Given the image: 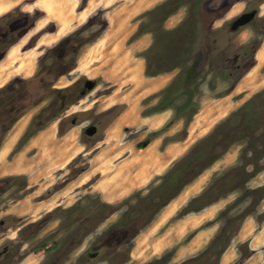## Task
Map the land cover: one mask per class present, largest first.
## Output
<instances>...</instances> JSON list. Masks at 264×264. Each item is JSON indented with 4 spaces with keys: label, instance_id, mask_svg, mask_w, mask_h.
Returning <instances> with one entry per match:
<instances>
[{
    "label": "rangeland",
    "instance_id": "374dc122",
    "mask_svg": "<svg viewBox=\"0 0 264 264\" xmlns=\"http://www.w3.org/2000/svg\"><path fill=\"white\" fill-rule=\"evenodd\" d=\"M78 1L75 19L86 16L78 13L81 7L92 14L55 43L49 33L56 23L44 26V11H27L33 0H11L0 16V101L13 94L7 109L4 103L0 108L6 119L0 126V249L22 244L13 264H82L83 257L89 264H221L231 246L238 255L227 264H264V51L258 60L264 0H214L213 9L195 10L202 19L188 23L186 7L161 20L164 14L154 9L162 0L127 27L123 7L129 0ZM231 2L214 23L216 10ZM247 7L258 16L230 31L232 19ZM110 23L133 27L135 34L109 35V53L86 65ZM140 29L155 34L145 33L151 43L136 57L144 59L146 71L148 55L155 75L146 76L162 75L147 78L153 85L117 90L105 82L101 66H118L129 49L126 40L132 44ZM120 44L123 54L112 56ZM17 50V68L33 70L28 78L8 77L2 69ZM29 60L35 66L28 67ZM133 100L137 118L129 108ZM140 117L119 132L116 149H105L101 158L107 160H94L116 142V133L107 137L116 119L132 123ZM91 126L97 128L93 134ZM43 129L47 137L40 140ZM174 141H182L183 149L171 156L165 146ZM134 162L139 187L120 190L121 174ZM245 222L244 238L233 244Z\"/></svg>",
    "mask_w": 264,
    "mask_h": 264
},
{
    "label": "crops",
    "instance_id": "0c3cea01",
    "mask_svg": "<svg viewBox=\"0 0 264 264\" xmlns=\"http://www.w3.org/2000/svg\"><path fill=\"white\" fill-rule=\"evenodd\" d=\"M0 1L2 3V4H0V16H2L4 14L8 13V11L11 9L9 7L12 5L13 2H11V0H0ZM20 1H24V0H20ZM39 1H41V0H35L33 4H30L29 3V4H26L25 6L27 7L26 8L27 11H32L33 9H38V10L44 11V13H45V16H44L45 17V20L42 22L44 26H46L49 22H52V21H54L56 23V26H57L56 30L54 32L49 33L50 36H55V38H54V40H53L52 43L57 42L58 40H60L61 38H63L65 35H67L68 33L72 32L73 31V28H75L77 22H81L83 19H86L89 15L92 14V12H91L92 10H90V7H87L86 6L84 9H81L78 6V8H79V9L77 8L79 10L78 13L79 14H85L86 16L82 20L75 19L74 16H73V14H76L75 13V7H77V5H79V1L77 2V0H47V2H46L47 4H45L44 7L39 6V4H38ZM156 1L160 2L162 0H156ZM156 1L154 2V4L156 3ZM59 2L61 3L62 7H64V9L66 10L65 12H64V9L62 10L63 12L61 13V16L60 17H59L60 14H57ZM129 2H130V0L127 3H129ZM91 4H92V2H91ZM154 4H152V5H154ZM100 5L102 6L101 2H99L98 6H100ZM152 5H150L148 7H152ZM50 7H52L53 10L49 12V8ZM148 7L143 8V10L144 9H147ZM140 11L134 12V13L130 14L129 17H127L125 15V24H126V27H127V25H129V23H128L129 20L133 16H137L140 13ZM58 18H61L62 22H60V19H58ZM111 28H112V26L110 27V29ZM133 29H134L133 27L124 29L123 31H124L125 34L123 36H125V37H123V36L122 37H118V36H114L112 34H110V36L112 38L127 39L129 37V35H132V33H134L133 32L134 31ZM106 34H107V32L99 40V42L102 41L106 37ZM147 35H148V38H149V44L147 42L145 45H143L142 47H140V48H138L136 50H133V51L130 50L131 45L135 41H138L140 39H143ZM110 36L107 37V41H109L111 39ZM128 40H126V42ZM135 41L132 42V44H130V45H127L126 42H125V47H127V48L129 47V49H127L128 50L127 51V59H123L121 62L117 59V65L118 66H116V67H110V66H105V65L101 66V72H102V75L101 76L102 77H105V82L106 83H110L111 85H115L117 87L116 88L117 90H118V87L121 86V85H128V88H133V85H136V83H140V84H143V85H145V84H147V85H153L151 82L147 81V78L153 79V78H155L157 76L162 75V74H159V75H156V76H153V77L146 76L145 75L144 59H141L142 57H136L137 56L136 54H139V51L144 50L145 48H148L149 47V45L151 43V38H150L149 34H145V35L143 34L142 36H140ZM120 47H121L120 50L123 51V48H122V45L121 44H120ZM107 50H108V47H107ZM92 52H95V54H92ZM106 53H109V52H106ZM14 55H19L18 50H17V52H15L10 57H12ZM98 55H101V54H99V51H96L94 49L90 50V52H89V60H88V62L86 64H90V63H92L94 61L98 62L99 61ZM113 56H116V54H114ZM134 58H136V59H134ZM34 60H35V58H34ZM5 61H6V59H5ZM5 61H3V63H2V65H1L2 67H5L6 66V67H9V68H12V69H17L19 71L18 73H21L19 75H22V77L28 78L33 73V70L29 74L26 73V71L25 72H21L17 68L20 65H18V64L16 65L15 64V62H17L19 60H13L12 61V64H9V63H7ZM34 66H35V63H34ZM82 67H84V65H82ZM119 78H121L123 81L116 80V79H119ZM103 81H104V79H103ZM235 90H236V88L234 89V91ZM153 91H154V86H153L152 90H150L149 92H147L146 95H148L149 93L152 94ZM112 106H115V105H111L108 108H104L102 111L108 110V109L112 108ZM163 111H165V110H163ZM133 114L137 116V114H138V106L134 110ZM157 114H161V113H157ZM140 119H141V117L138 120H136V121L134 120L131 123V122H123L119 118L116 122H114L112 128L107 131L108 132L107 133V137H109L111 135H114L116 133V139H115L116 142L113 143L112 146L109 145V146H106L105 148L106 149H113V148L116 149V147H117V141L119 139V132L124 127L130 126L131 124L139 121ZM118 123H120L121 125L119 127H116V125ZM115 127H116V129H115ZM41 132L42 133L38 135L40 140H42V138L45 139L47 137V136L44 135L46 133V130L45 129H43ZM48 140H50V139H48ZM51 140H52V138H51ZM182 149H183V142L182 141H174V142L168 143L165 146V151H167L165 153L166 154H171V156H173L174 154H178ZM106 152H110V151L109 150H106ZM104 153H105V151L104 152L102 151V152L97 153L96 156L94 157V160H97V159H100L101 161L107 160L108 158H106V157H108V156H106L104 158H101V155L103 156ZM123 159L124 160L121 161V164H123L125 162V160H129L128 159V156H126ZM121 164H119V165H121ZM136 170H139L137 172V175L134 174ZM139 173H140L139 166L137 165L136 162H134V164H132L128 169L125 170V173L123 172L121 174L120 180H122V182L120 184V186H121L120 187V190L121 189L125 190L124 189V186L125 187L128 186V188H130L131 190H134L135 188L137 189V187H139V183H140L139 182V178H138ZM127 191H129V190H127ZM38 195H39V193L36 194V197ZM244 228H248V222H245V224L243 225L242 229L237 233V235L235 236V239H234V243L233 244H235L237 241H240L241 239L244 238V236H243V235H245ZM250 247H251V249H255V247L252 245V241H251ZM237 253L238 252L235 251L233 247H231V246L228 247L222 253V255H221V264H227L230 261H232L234 259V257H236L238 255Z\"/></svg>",
    "mask_w": 264,
    "mask_h": 264
},
{
    "label": "flooded vegetation",
    "instance_id": "af4514ba",
    "mask_svg": "<svg viewBox=\"0 0 264 264\" xmlns=\"http://www.w3.org/2000/svg\"><path fill=\"white\" fill-rule=\"evenodd\" d=\"M33 1H35V0H33ZM213 1L214 0H196V1L194 0V1L191 2L190 0H183V1L182 0H177V1L167 0V1L163 2V3H161L160 5L156 6L154 11L157 12V13L161 11L162 14H164V16L163 15L161 16V20H164L165 19L164 17H168L170 14L177 12L178 9H180L182 7H186L187 9H190V12L187 15V19H186V22L188 23V22L193 21L194 19H197V18H201L202 19L203 16L199 12L197 14V17H195V15H196V11L195 10L196 9H200V8H203L204 10H206L208 8L209 9H213V8H211L209 6V4L212 3ZM171 3H173L172 10L168 9L169 11H167V7L169 5H171ZM231 4H233V2L227 3V4H223L219 9L216 10L217 14H213V15H215L214 23L219 18H222L227 12H229L230 9H232L233 5L231 6ZM205 7H208V8H205ZM175 14H177V13H175ZM258 14L259 13H258V11L255 8H248L247 7L244 11H242L239 14L235 15L236 17L234 16L235 18L232 19V21L229 24V28L231 29L230 31H235L239 27L243 26V24L246 25V24L250 23L252 20H254L258 16ZM44 16H45V13H44ZM56 28H57V26H56ZM145 33L152 34L153 37H154V34H155L154 31L143 32V30L140 29L138 31V33H137V36L139 37V36H141V35H143ZM203 36H206V34H203ZM3 38H4L3 39V43H4L7 40V35L5 34ZM242 54H243V52L238 53V56L241 57ZM145 56H146V59L148 61L147 68H151L150 60H148L149 57H148V55H145ZM85 85H86V88H90V89H93V87H94L93 83L91 81H89V80H86ZM84 92H85V90L82 91V94ZM12 96H13V94L9 93L8 96H6L7 98L4 99V101H0V108L2 107L1 105L4 103L3 106H4L5 109H7L6 106L11 103V101H12L11 97ZM5 123H6V119L5 118L3 119V115H2V113H0V126L3 125V124L5 126ZM0 224H4V221H1ZM117 243L118 244H122L121 240L118 241ZM21 246H22V244H20L17 247L13 246L12 244H5L4 246H2V248L0 249V264H13V261L20 260V258H21V254H20ZM75 248H76V246L73 247L72 251L75 250ZM72 251L68 252V254L63 258V260L67 261V258H68V256L70 255V253ZM89 255H90V257H88L89 260L95 259L96 256L98 255V250H95L94 252L93 251H89ZM86 261L87 260L83 257L82 258V264H89V263H87L88 261L87 262Z\"/></svg>",
    "mask_w": 264,
    "mask_h": 264
},
{
    "label": "bare ground",
    "instance_id": "6f19581e",
    "mask_svg": "<svg viewBox=\"0 0 264 264\" xmlns=\"http://www.w3.org/2000/svg\"><path fill=\"white\" fill-rule=\"evenodd\" d=\"M156 0H130V2L127 4V5H125L124 7H123V10H124V13H125V15L127 16V17H129V15L130 14H132V13H134V12H138V11H140V10H142L143 8H145V7H148V6H150V5H152V4H154V2H155ZM47 2V0H41V1H39L38 2V4H39V6H42V7H44L45 6V4H47L46 3ZM157 2V1H156ZM64 9V7H62V5H61V3L59 2V5H58V10H57V14H60L59 15V17L61 16V13L63 12L62 10ZM53 10V8L52 7H50L49 8V12L50 11H52ZM121 13H122V11H121ZM58 19H60V22H62V20H61V18H58ZM43 22V21H42ZM110 25L111 26H115L116 27V30L115 31H112V29H108V31H107V34H106V37L102 40V41H100V43H98L99 42V40L100 39H98V44H96V45H94L93 46V48L92 49H94V50H96V51H99V54H104V53H106L107 52V47H108V44H107V37L110 35V34H112V35H114V36H118V37H122L125 33H124V29H123V24H121V23H117V25H113L112 23H110ZM110 26V27H111ZM109 27V28H110ZM147 43V39L146 38H143V39H140V40H138V41H135L132 45H131V47H130V50L131 51H133V50H136V49H138V48H140V47H142L143 45H145ZM91 49V50H92ZM104 51V52H103ZM114 51H116V52H114ZM114 51H112V54H116V56L117 55H119V54H123V51L122 50H120V49H115ZM262 51H264V48L263 49H261L260 50V52L258 53V60L259 61H263L262 59H261V53H262ZM92 54H95V52H92ZM113 56V55H112ZM18 59H20V56L19 55H14V56H12V57H9V58H7L6 59V61L5 62H7V63H9V64H12V61L13 60H18ZM121 59L123 60V59H127V53L125 54V55H123V56H121ZM34 61L33 60H29V63H28V67H33L34 66V63H33ZM86 65H88V64H86ZM86 65H84V67L86 66ZM255 66V65H254ZM262 66V65H261ZM260 66V67H261ZM259 67V68H260ZM2 69L3 70H6L7 72H8V77H12V75H10V73H13V75L14 76H17V75H19V74H21V73H18L19 71L17 70V69H12V68H9V67H2ZM250 70H251V68H250ZM257 70V69H256ZM27 73V72H26ZM248 73V72H247ZM257 73H258V71H257ZM259 74V73H258ZM257 74V75H258ZM13 76V77H14ZM251 77L253 76V74H251L250 75ZM250 76H247V77H249L250 78ZM261 78V77H260ZM247 79V78H246ZM248 80V79H247ZM251 80V79H250ZM242 81H244V80H242ZM246 81V80H245ZM244 81V82H245ZM249 81V80H248ZM247 81V82H248ZM255 82V81H254ZM241 83V82H240ZM243 83V82H242ZM250 83V82H249ZM247 85V84H246ZM252 85H253V83H252ZM254 86V85H253ZM262 86H263V84H262ZM241 87H243V86H241ZM245 87V86H244ZM259 87H261V86H259ZM245 88H247V87H245ZM237 90V89H236ZM246 90V89H245ZM230 96V95H229ZM228 96H226V98H227ZM225 99V98H224ZM226 100V99H225ZM225 100H223V103H224V101ZM228 100V99H227ZM137 106H138V100H133V101H131L130 102V106H129V108H130V111H131V113H133L134 112V110L137 108ZM208 107V106H207ZM207 111V110H206ZM205 112V111H204ZM134 115V114H133ZM136 116V115H135ZM136 118H137V116H136ZM119 119V118H118ZM118 119H116L114 122H116ZM124 122V121H123ZM121 124L120 123H118L117 125H116V127H119ZM116 127H115V129H116ZM148 147V146H147ZM6 148V147H5ZM7 149V148H6ZM105 147H104V149H102V151L104 152L105 151ZM143 150V149H142ZM111 153V152H110ZM110 166V165H109ZM95 168H93V170H94ZM40 170V169H39ZM1 176H3V173H1L0 174ZM136 180V179H135ZM131 184V183H130ZM118 191V190H117Z\"/></svg>",
    "mask_w": 264,
    "mask_h": 264
},
{
    "label": "trees",
    "instance_id": "16d2710c",
    "mask_svg": "<svg viewBox=\"0 0 264 264\" xmlns=\"http://www.w3.org/2000/svg\"><path fill=\"white\" fill-rule=\"evenodd\" d=\"M82 8V7H81ZM158 73L160 72V71H157ZM147 74H149V75H155L154 73H152V71H151V68H147ZM171 98V97H170ZM169 98V99H170ZM146 146V144L144 143V144H139V148H143V147H145Z\"/></svg>",
    "mask_w": 264,
    "mask_h": 264
},
{
    "label": "water",
    "instance_id": "95a60500",
    "mask_svg": "<svg viewBox=\"0 0 264 264\" xmlns=\"http://www.w3.org/2000/svg\"><path fill=\"white\" fill-rule=\"evenodd\" d=\"M246 21H247V20H246ZM146 74H147V68H146V71H145V75H146ZM91 88H92V87H91ZM96 130H97V128H96L95 126H91V127L88 128V132H89L90 134L95 133Z\"/></svg>",
    "mask_w": 264,
    "mask_h": 264
}]
</instances>
